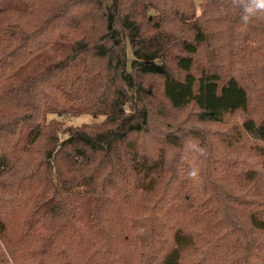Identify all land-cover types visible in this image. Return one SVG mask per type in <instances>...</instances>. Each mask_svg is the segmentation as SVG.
Segmentation results:
<instances>
[{"label":"trees","instance_id":"trees-1","mask_svg":"<svg viewBox=\"0 0 264 264\" xmlns=\"http://www.w3.org/2000/svg\"><path fill=\"white\" fill-rule=\"evenodd\" d=\"M242 15L232 0H0V237L38 214L19 244L73 243L39 264H132L131 219L150 216L147 264H264V193L212 176L201 128L242 115L264 143V14ZM82 115L105 121L49 119ZM190 137L208 144L199 200L175 154ZM75 188L94 205L82 226Z\"/></svg>","mask_w":264,"mask_h":264},{"label":"rangeland","instance_id":"rangeland-1","mask_svg":"<svg viewBox=\"0 0 264 264\" xmlns=\"http://www.w3.org/2000/svg\"><path fill=\"white\" fill-rule=\"evenodd\" d=\"M198 12L200 9L198 8ZM50 52L43 57L49 58ZM38 64L42 63V59L36 61ZM76 68L72 70V75L79 72V63L75 65ZM75 71V72H74ZM27 72L24 71L20 76L25 77ZM4 85L0 86V91L3 90ZM192 111L184 112L181 117L186 119L191 115ZM57 119L66 127H84L89 125H101L105 121V117L94 118L90 115H82L79 117H50L49 119ZM243 116L232 113H227L223 121L220 123H205L201 128L205 132L211 134V140L216 148V152L210 155V159L215 164L212 168V176L220 181L223 176H227L229 182L236 185L239 189L250 191V188H245L252 184L255 193H264V143L255 141L250 137L243 128ZM62 138H67L63 135ZM201 139V140H200ZM188 138L183 147L175 152L185 160L192 169H198L199 175L196 180H193L192 190L196 200L203 197L205 189L204 183V168L208 158L207 150L208 144L204 138ZM204 141V144L202 143ZM24 146V145H23ZM200 149L204 150L201 155ZM223 152L226 161H222L217 151ZM226 164H230L227 167ZM255 171V173H254ZM244 188V189H243ZM226 192V190H224ZM78 198V213L77 222L79 226L89 222L90 214L93 210V201L88 197L85 189L75 188L72 193ZM262 199L252 201L261 202ZM164 214V213H163ZM165 215V214H164ZM166 216V215H165ZM20 216L14 220L9 226L8 232L4 237H0V264H39L44 261V254L58 255L61 249L66 245L72 246L71 240L64 239L63 243L48 245L43 248L42 245L34 243L19 244L17 240H21L27 233H30L36 228V223L40 222L39 215H35L33 222L27 224L28 218ZM23 221L22 227L20 226ZM131 223L136 227L137 243L133 247V261L132 264H147L151 246L153 243V222L150 216L141 218H132ZM68 255L72 256L71 251L67 250ZM81 261L87 258L83 254H77ZM49 264H61L59 261H52L49 259Z\"/></svg>","mask_w":264,"mask_h":264},{"label":"clouds","instance_id":"clouds-1","mask_svg":"<svg viewBox=\"0 0 264 264\" xmlns=\"http://www.w3.org/2000/svg\"><path fill=\"white\" fill-rule=\"evenodd\" d=\"M232 3L235 7L242 9L241 20L243 23H247L250 17L258 13L264 14V0H232ZM200 153L203 155L204 150L200 149ZM198 175L199 170L195 168L188 172V177L192 180H196Z\"/></svg>","mask_w":264,"mask_h":264}]
</instances>
